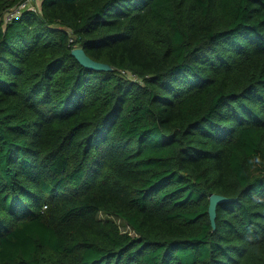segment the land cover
I'll return each mask as SVG.
<instances>
[{
	"label": "trees",
	"instance_id": "16d2710c",
	"mask_svg": "<svg viewBox=\"0 0 264 264\" xmlns=\"http://www.w3.org/2000/svg\"><path fill=\"white\" fill-rule=\"evenodd\" d=\"M23 1L0 0V264H264V0L6 23Z\"/></svg>",
	"mask_w": 264,
	"mask_h": 264
},
{
	"label": "water",
	"instance_id": "95a60500",
	"mask_svg": "<svg viewBox=\"0 0 264 264\" xmlns=\"http://www.w3.org/2000/svg\"><path fill=\"white\" fill-rule=\"evenodd\" d=\"M72 55L76 57V59L80 62L81 65L86 67L87 69L96 70V71H111L113 68L105 63L97 62L91 59L85 52L83 48H75L72 51ZM229 201L228 198L214 194L210 199V217L213 224L214 229L216 228V217H217V207L220 203Z\"/></svg>",
	"mask_w": 264,
	"mask_h": 264
},
{
	"label": "built area",
	"instance_id": "2783aa9c",
	"mask_svg": "<svg viewBox=\"0 0 264 264\" xmlns=\"http://www.w3.org/2000/svg\"><path fill=\"white\" fill-rule=\"evenodd\" d=\"M40 0H24L22 3L11 9L5 15V22H10L19 16H21L25 11H34L41 13V2Z\"/></svg>",
	"mask_w": 264,
	"mask_h": 264
},
{
	"label": "rangeland",
	"instance_id": "374dc122",
	"mask_svg": "<svg viewBox=\"0 0 264 264\" xmlns=\"http://www.w3.org/2000/svg\"><path fill=\"white\" fill-rule=\"evenodd\" d=\"M39 4H40V2H39ZM100 218H102V219H108V218L113 219L114 221H116L120 225L122 230L130 231V227H128L121 219H118V218H116L114 216H108V215H106L104 213L100 214Z\"/></svg>",
	"mask_w": 264,
	"mask_h": 264
},
{
	"label": "crops",
	"instance_id": "0c3cea01",
	"mask_svg": "<svg viewBox=\"0 0 264 264\" xmlns=\"http://www.w3.org/2000/svg\"><path fill=\"white\" fill-rule=\"evenodd\" d=\"M40 2H41V4H42L43 0H40Z\"/></svg>",
	"mask_w": 264,
	"mask_h": 264
}]
</instances>
